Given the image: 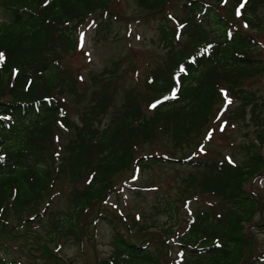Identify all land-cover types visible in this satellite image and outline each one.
<instances>
[{
  "label": "trees",
  "instance_id": "16d2710c",
  "mask_svg": "<svg viewBox=\"0 0 264 264\" xmlns=\"http://www.w3.org/2000/svg\"><path fill=\"white\" fill-rule=\"evenodd\" d=\"M111 1L0 0V233L16 232L19 226L12 228L8 214L28 210L21 216L26 217L24 226L48 216L45 243L59 246L54 237L62 236L83 242L78 222L91 207L84 208L124 168L184 163L191 170L184 176L182 206L205 193L214 196L218 206L189 211L178 229L166 225L152 232L154 236L131 231L128 223L116 231L110 223L115 228L110 247L94 264H162L169 241L180 251L177 264H241L256 241L250 232L255 212L262 221L257 192L244 185L264 171V98L253 84L264 73V57L240 23L257 26L255 14L264 0H134L145 16L156 17L163 49L160 64L138 80L141 92L134 85L118 89V64H113L88 77L91 91L84 94L62 55L76 48L80 24L107 16ZM171 5L178 12H167ZM238 8L240 15L234 11ZM228 102L235 103L228 119H241L244 123L238 124L248 127L237 160L221 154L218 160L206 159L193 151L173 154L211 125V119L218 125L222 118L215 116H222L219 110ZM153 104L156 107H150ZM59 128L68 129L69 137L54 161L49 144ZM155 132L168 136L170 151L141 145L151 143ZM62 174L67 185L82 175L85 184L69 186L62 211L49 209L48 199L38 207L39 193ZM162 208L177 219L175 201L166 198ZM10 237L0 239V264H37L48 256L46 247L33 243L23 247L31 259L16 256L19 245H9ZM262 241L246 263L264 264V237ZM57 256L64 260L62 254Z\"/></svg>",
  "mask_w": 264,
  "mask_h": 264
},
{
  "label": "rangeland",
  "instance_id": "374dc122",
  "mask_svg": "<svg viewBox=\"0 0 264 264\" xmlns=\"http://www.w3.org/2000/svg\"><path fill=\"white\" fill-rule=\"evenodd\" d=\"M172 6L167 7V12L169 9L178 12L179 9L175 10L177 7ZM108 10L110 13L107 16L103 13V15L96 16L91 23H87L86 20L83 24H80L77 32L76 48L64 53L62 60L72 69L79 84V90L83 91L84 94L91 91L92 84H89L88 77L92 73L100 72L104 67H111L113 64H118V75L114 78L117 88L122 89L134 85L141 92L143 83L138 82V80H142L151 67L160 64L162 59L163 49L162 43L158 41L156 17H151L152 15L145 16V12L137 7L134 0H112ZM234 11L237 13L236 10ZM255 15L259 23L254 28L250 29L240 21L239 23L258 43V55L264 57V7H260ZM89 20L92 21L93 18L91 17ZM253 84L264 98V73L257 76L256 82H253ZM234 106V102L225 104L219 110H223L222 116H215L217 120L222 118L218 125L212 123L211 119V125L210 123L206 124L207 126L205 125L200 133L192 138L189 145L183 146L182 151H176L173 154L181 157L191 154V151H193V155L205 157L206 159L218 160V156L221 154L226 158L231 157L232 160H237V156L240 155L239 145L246 140V137L242 135L248 127L238 124L244 123L241 119H238V122L233 118H231L233 121L228 119L230 118L228 113ZM226 122L227 127L223 129ZM229 123H236L237 125L231 126ZM68 137V129L59 128L55 132V136L49 144L54 153V161L58 159L62 150L61 146L68 140ZM150 141L151 143L141 145L149 148V150L166 152L171 150L167 145L169 142L167 135L155 132ZM203 149H205V152H201ZM199 153L201 154L199 155ZM261 154L264 157L263 148ZM134 168L136 169L132 171L131 167L124 168L122 173L117 174L115 180L109 184L100 197L84 208L85 210L91 207V209L82 213L81 224L78 222V228L82 231L80 232L81 236L84 237L83 242H80L79 239L78 242H75L69 236H62L59 238L54 237L57 241L56 244L59 245L54 246L55 248L49 243H45L43 232L49 224L48 216L43 215V218L40 219L34 218L31 225L24 226L23 221L26 217L21 218V216L28 214V210H23L22 213L18 212V215L11 216L8 214L6 216L11 222L12 228L17 224L19 226L15 227L16 232H14V229L11 233L1 232L0 239H5L6 235L11 236L6 240H9V245H19L16 248L15 255L23 259H31L26 256L28 250L23 248L25 245L33 243L39 248L46 247L49 252L48 256L38 259L37 264H94L95 259L102 256L110 247L109 242L115 229L112 226L116 227V231H120V227L125 226L122 224L128 223L131 231L137 229L143 231L145 235L149 233L154 236L152 232L158 231L160 227L166 228V225L171 226L172 229H178V225L187 217L189 211L202 209L204 206H210L211 203L215 205V197L205 193L198 194L195 199L194 197L188 198L189 200H185L182 206L183 199H185L182 190L183 181L186 178L184 176L188 170H191L184 163L161 164V162H148L134 166ZM261 173L253 177L252 181L246 183L244 188L246 190L253 189L257 192L260 199L262 221H264V171ZM66 178L65 174L58 176L47 191L43 190L39 193L38 207L42 205V200L48 199L50 204L47 207L49 209L60 208V211H62L66 203L69 186L81 187L86 181L82 175L67 185ZM131 186L137 188H130ZM46 194L49 196L48 198ZM166 198L175 201L177 204L178 216L175 221L173 220L174 216L173 218L169 217L166 212L162 211V205ZM258 212L254 213L252 219L256 225L250 230L253 239L255 238L257 242L255 241L254 245L247 248L241 264H248L246 263L248 256L254 254L256 249L263 244L264 224H262V221L259 222L260 214H257ZM149 225L151 226L149 227ZM180 231L181 229H179ZM244 231L247 233L246 227ZM129 234L131 235V233ZM85 235H87L86 239ZM17 239L19 240L17 241ZM169 243V250L165 255L167 259L162 264H177L176 259L180 255V251L177 245H174V242L169 241ZM61 254L64 260L53 257L57 255V257H60ZM27 255L32 256L30 251L27 252Z\"/></svg>",
  "mask_w": 264,
  "mask_h": 264
},
{
  "label": "snow or ice",
  "instance_id": "6c2138e0",
  "mask_svg": "<svg viewBox=\"0 0 264 264\" xmlns=\"http://www.w3.org/2000/svg\"><path fill=\"white\" fill-rule=\"evenodd\" d=\"M240 7H241V8L244 7V4L242 3V4L240 5ZM237 15H240V10H239V8L237 9ZM3 61H4V55H3V53H0V63H3ZM180 71L183 72L184 69L181 68ZM175 95H176V90L174 89V90H173V93H172V98H175ZM165 99H168V98L166 97ZM157 103H159V102H157ZM150 107H153V108H154V107H156V104H153V105H151Z\"/></svg>",
  "mask_w": 264,
  "mask_h": 264
}]
</instances>
